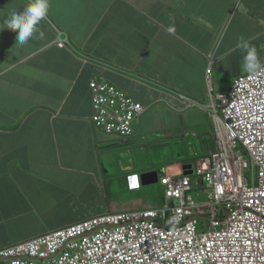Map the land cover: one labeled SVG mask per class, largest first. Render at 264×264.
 Returning <instances> with one entry per match:
<instances>
[{
	"label": "crops",
	"instance_id": "1",
	"mask_svg": "<svg viewBox=\"0 0 264 264\" xmlns=\"http://www.w3.org/2000/svg\"><path fill=\"white\" fill-rule=\"evenodd\" d=\"M25 3L0 0V17ZM48 18L39 26L44 38L23 47L15 45L16 32L0 30V249L115 212L104 192L109 170L123 172L118 179L127 186L126 177L137 174L132 164L137 151L129 143L147 116L135 123L131 139L96 128L89 91L93 77L146 107L178 106L176 90L195 104L182 111L189 110L187 124L198 131L171 135L166 126L151 128L166 131L171 146L188 134L200 139L209 134L200 129L209 114L201 108L204 54L220 32L219 74L244 73L237 47L241 36L264 60V0H50ZM57 30L67 34V47L57 45ZM210 125L213 133L211 118ZM136 159L146 165L142 157ZM184 163L168 164L164 174H181ZM131 203L137 210L141 201Z\"/></svg>",
	"mask_w": 264,
	"mask_h": 264
},
{
	"label": "built area",
	"instance_id": "2",
	"mask_svg": "<svg viewBox=\"0 0 264 264\" xmlns=\"http://www.w3.org/2000/svg\"><path fill=\"white\" fill-rule=\"evenodd\" d=\"M205 79L211 76L208 56ZM239 77L232 91L247 89ZM94 125L109 135L130 139L143 105L110 83L90 82ZM227 140L207 162L212 191L196 202L187 176L161 175L167 202L160 208L106 212L0 249L6 264H264V97L231 96L223 109ZM219 134V132H217ZM242 146L259 183L241 181L247 164L232 154ZM204 173L198 170L197 174ZM130 189H133L132 182ZM203 203V204H202ZM178 217L174 230L166 218ZM205 233L196 234L200 228Z\"/></svg>",
	"mask_w": 264,
	"mask_h": 264
},
{
	"label": "clouds",
	"instance_id": "3",
	"mask_svg": "<svg viewBox=\"0 0 264 264\" xmlns=\"http://www.w3.org/2000/svg\"><path fill=\"white\" fill-rule=\"evenodd\" d=\"M49 10H50V0H26V3L24 4L22 9L18 10L16 8H12L6 14H4L3 17H0V20L3 21L2 23H0V25H2V26H0V30H3L4 28H8V29L16 32V43H15V45H18L21 47L27 45L28 42L32 39H43L44 33L41 31L39 26L44 19L49 20V18H48ZM57 31H58L57 45L60 46L61 48L67 47L69 45V40H68L67 34H65L64 32H61L59 30H57ZM167 31L169 33H172V32H174V28L170 26L167 29ZM63 35H64V37H62ZM222 38H223V33L220 32L214 38L213 42L211 43V45L209 47L210 51H208L207 53L204 54L205 66H204L203 80L202 81H203V85L205 87V95L209 98V103L206 107L208 109L212 110L210 118H211L212 123H213V133L211 135L213 138V145L210 149L207 150L206 154L199 155L195 158H190L188 160H185V163L181 165V168L184 165H186V166L190 165L191 166V168L186 169V171L190 172V173H188L187 175H184V173H183L184 171L181 169L182 170L181 174H183V176H187L190 179V181L192 182L194 190L191 191V193L194 195V197H195L194 200L196 202H199L200 197H201V201H204L205 196L208 195L212 191L211 188L207 187V181L205 180V170H206L207 162L211 159L212 155L220 151L221 139L224 141L227 140L226 133H225V130L223 127V124L225 122L224 116H223V109L229 104V101L231 100V96L233 95V97H236L239 99H241L243 97V98L248 99V100H252L258 96L264 97V60H261V58L259 57V55H258L259 51L257 52V48L254 45L248 43L244 39L243 36L238 38L237 47L241 49V53H242L241 69L244 73L238 74L235 77L229 91L226 94H218L216 96L213 95L212 75H213V70L216 68V58H217L216 53L219 51ZM209 55H211V62H212L211 76L208 78V80H206L205 79V70L207 68V61L206 60H208ZM244 75L253 76V77H255V79L246 80L245 85H246L247 89L232 91L231 89L233 88L235 81L239 77H244ZM93 79H96L100 83H110L112 85H115L111 82H108L107 80H105L103 78L93 77L89 81V91H90L91 101H92V96H91V90H90V82ZM122 91H124V90H122ZM124 92H126V91H124ZM128 95L130 97H132L130 94H128ZM174 96H175L176 102L178 103V107L181 108V111H182V108L188 109V108H194L195 107V104H193L189 99L184 98V96H182V94L174 93ZM132 98L135 101L139 102L134 97H132ZM139 103H141V102H139ZM92 106H93V102H92ZM143 107L145 108V111L140 116L139 119L143 118L146 115V109L149 108V107H146L144 105H143ZM93 112H94V109H93ZM92 123H93V121H92ZM93 125H94V123H93ZM99 130H101V129H99ZM217 132H219V134ZM135 133H136V131L134 128V132H133L131 138L133 137V135ZM107 135H109V134H107ZM114 136H118V135H114ZM118 137H120V136H118ZM120 138H122V137H120ZM122 139H125V138H122ZM235 142H236L235 147L231 148L232 154L235 156H238L242 161H244L247 164V167L243 168L241 171V176H242L241 181L244 185L251 188L255 185L256 182L259 183L260 176H259L258 170L251 167V165L249 163V154L246 151V149L243 148L242 146H239L236 149V146H238V140H236ZM244 155L247 156V159L244 158ZM198 170H203L204 173L197 174ZM162 175H165V174H162ZM177 175H180V174H177ZM140 176L141 175H139L137 173V174L128 175L126 177L127 183L129 186L128 187L129 190H130V183L131 182L133 184V190H138L140 188V186L142 185L141 180H140ZM158 177H159V175H157V182H158ZM135 180H137V185H135ZM177 222H178V217L172 216L166 221V224L174 230ZM205 232H206V229L203 226L202 228H200L196 231V234H202ZM51 233H52V231H51Z\"/></svg>",
	"mask_w": 264,
	"mask_h": 264
},
{
	"label": "rangeland",
	"instance_id": "4",
	"mask_svg": "<svg viewBox=\"0 0 264 264\" xmlns=\"http://www.w3.org/2000/svg\"><path fill=\"white\" fill-rule=\"evenodd\" d=\"M147 16H150V14L148 13ZM258 51L257 49V52ZM218 69L219 68H215L212 75L214 96L226 94L236 77L231 74H219ZM175 93L181 94L179 90H176ZM208 103L209 98L205 95L201 108L207 106ZM206 110L209 114H206L207 117L202 121L200 129L202 132H207L209 134H205L203 139H200L196 135L188 134L184 140H182V144H171L170 146V139L165 135L166 131L153 133L151 128L159 125L166 126L168 129H171L169 130L171 135H177V130L179 129L198 131L196 126H188L187 124V114H189V110L181 111L180 107L169 102H166L164 105L160 104L159 106L147 108L146 122L140 132L142 134L137 133L133 139L134 141L129 143L130 149L135 152L137 151L136 156L142 157L146 164L145 166H139L135 156V162L133 161L134 163L132 162V164L135 165L137 173L142 175L156 171V173L161 176L164 174L166 166L174 161L183 162L190 158L206 154L207 150L213 145V138L211 136L212 129L210 125L212 110ZM154 119H157L159 123H155ZM143 131H146L147 134H144ZM121 156L123 155L118 156L120 160H130L127 156L123 158ZM244 158L247 159V156L244 155ZM109 172L110 174L106 177L107 182L105 181L104 183V192L107 196V205H111L112 211H115L112 213L131 210L133 206L131 201H141V203H135L138 209L160 208L167 202L164 189L158 183L141 185L138 190L130 191L124 179H118V177L122 176L123 172L113 170H109ZM123 176L126 177V173H124ZM0 264L6 263L1 261Z\"/></svg>",
	"mask_w": 264,
	"mask_h": 264
},
{
	"label": "water",
	"instance_id": "5",
	"mask_svg": "<svg viewBox=\"0 0 264 264\" xmlns=\"http://www.w3.org/2000/svg\"><path fill=\"white\" fill-rule=\"evenodd\" d=\"M191 168L190 165H184L182 166V170L184 171V175H187L190 172H187L186 169ZM140 180L142 185H151V184H156L157 183V174L155 172L151 173H146L140 176Z\"/></svg>",
	"mask_w": 264,
	"mask_h": 264
},
{
	"label": "bare ground",
	"instance_id": "6",
	"mask_svg": "<svg viewBox=\"0 0 264 264\" xmlns=\"http://www.w3.org/2000/svg\"><path fill=\"white\" fill-rule=\"evenodd\" d=\"M174 169H176L175 172L177 173V168H174ZM135 185H137V180H135ZM136 188H137V187H136Z\"/></svg>",
	"mask_w": 264,
	"mask_h": 264
},
{
	"label": "trees",
	"instance_id": "7",
	"mask_svg": "<svg viewBox=\"0 0 264 264\" xmlns=\"http://www.w3.org/2000/svg\"><path fill=\"white\" fill-rule=\"evenodd\" d=\"M162 187H163V186H162ZM163 189H164V187H163ZM169 218H170V216L168 215V217L166 218V221H167ZM166 221H165V222H166Z\"/></svg>",
	"mask_w": 264,
	"mask_h": 264
}]
</instances>
